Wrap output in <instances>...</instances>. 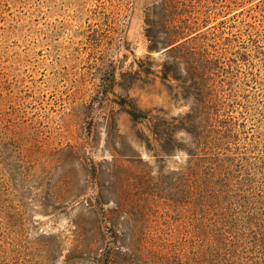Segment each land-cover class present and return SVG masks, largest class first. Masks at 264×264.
Segmentation results:
<instances>
[{"label": "rangeland", "instance_id": "obj_1", "mask_svg": "<svg viewBox=\"0 0 264 264\" xmlns=\"http://www.w3.org/2000/svg\"><path fill=\"white\" fill-rule=\"evenodd\" d=\"M165 16L196 29L189 50L212 61L205 95L162 81L165 48L148 51L145 30L162 36ZM165 124L220 143L230 179L204 219L264 264L241 237L249 212L264 214V0H0V264H94L107 246L111 264H140L131 240L184 235L163 196L186 156L159 154L151 134Z\"/></svg>", "mask_w": 264, "mask_h": 264}, {"label": "trees", "instance_id": "obj_2", "mask_svg": "<svg viewBox=\"0 0 264 264\" xmlns=\"http://www.w3.org/2000/svg\"><path fill=\"white\" fill-rule=\"evenodd\" d=\"M161 23L162 36L156 37L149 23L145 32L149 41L148 51L165 48L166 60L161 64L162 81L174 79L183 82L180 89L183 94H187L189 85H185V82L192 79L198 81V90L200 94L205 95L211 88L209 80L213 71L209 69V64L212 61L208 59L207 52L203 57L201 55L196 58L189 50V41L195 37V35L191 36L196 30L193 24L184 22L183 26L179 25V22L170 16H165ZM131 115L135 119L141 117L135 111L131 112ZM186 116L188 118L190 114ZM177 131H184L189 135L190 145H184L175 138ZM151 134L156 141L159 154L171 157L176 152L182 151L186 156L183 164L168 172L167 187L163 196L165 201H169L172 206L182 210L181 214L186 220V230L181 237H174L170 233L165 236L159 234L149 239L131 240L133 247L131 251L138 263L257 264L248 256L244 261L242 251H239L237 247L245 241L237 236L236 232L226 230L225 221H223L225 226L221 228L218 224L211 222L210 218L204 219L205 215L217 210L213 207L214 204L218 206L222 198V190L217 188L220 182L230 179L224 158L214 151L220 143L208 141L201 128H195L194 124H165L163 128H152ZM140 137H143L142 141L148 150L154 148L146 136ZM249 181L252 183L251 178ZM250 190H253V187H250ZM253 192L250 191L248 197H253L255 194ZM260 196L257 194L258 198L254 203L261 200H259ZM259 204L262 205L263 201L261 200ZM244 223L241 237L250 239L252 249L259 252L260 248H264V214L260 216L257 211L249 212ZM108 244L113 247L115 241H108ZM111 249L107 246L105 254L100 255L94 264H111L113 262ZM121 254L127 262L126 253ZM130 257L132 258V255Z\"/></svg>", "mask_w": 264, "mask_h": 264}]
</instances>
